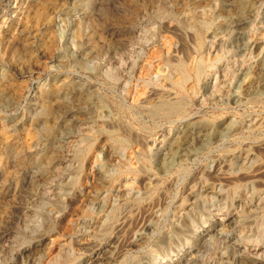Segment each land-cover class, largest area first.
I'll use <instances>...</instances> for the list:
<instances>
[{
	"label": "rangeland",
	"instance_id": "rangeland-1",
	"mask_svg": "<svg viewBox=\"0 0 264 264\" xmlns=\"http://www.w3.org/2000/svg\"><path fill=\"white\" fill-rule=\"evenodd\" d=\"M242 1L0 0V264H179L190 252L238 264L217 239L193 237L248 182L234 175L240 155L261 156L249 174L264 189V92L245 90L264 63L247 47L264 44V1L239 41ZM44 89L69 103L48 119L35 106ZM175 101L179 112H155ZM223 123L239 128L162 170L179 132ZM40 239V258L21 255Z\"/></svg>",
	"mask_w": 264,
	"mask_h": 264
},
{
	"label": "bare ground",
	"instance_id": "bare-ground-1",
	"mask_svg": "<svg viewBox=\"0 0 264 264\" xmlns=\"http://www.w3.org/2000/svg\"><path fill=\"white\" fill-rule=\"evenodd\" d=\"M55 1V0H54ZM69 1V0H68ZM196 1V0H195ZM212 1V0H211ZM264 0H243L241 3H239L238 7L235 9L238 15L234 18V29L236 34L238 35L239 41H242L244 39V31L246 30V27L250 24L252 18L256 15V7L260 2H263ZM50 2V1H49ZM209 2V1H208ZM238 2V1H237ZM240 2V1H239ZM201 3V2H200ZM203 3V2H202ZM204 3H206L204 1ZM212 3V2H211ZM214 3V2H213ZM60 4V3H59ZM208 4V3H207ZM210 4V3H209ZM220 4V3H219ZM206 5V4H205ZM215 5V3L213 4ZM182 6V4H181ZM201 6V5H200ZM204 6V5H203ZM220 6V5H219ZM236 6V5H235ZM48 7V6H47ZM217 7V6H216ZM203 8V7H202ZM200 9V8H199ZM205 9V8H204ZM217 9V8H216ZM209 10V9H208ZM46 11V10H45ZM72 11V10H71ZM200 11V10H199ZM216 11V10H214ZM40 12V11H39ZM196 12V11H195ZM205 11H203L204 13ZM212 12V11H211ZM211 12H209L211 14ZM207 13V14H209ZM188 14V13H187ZM202 14V13H200ZM205 14V13H204ZM203 14V15H204ZM219 14V13H218ZM217 14V15H218ZM36 15V14H35ZM206 15V14H205ZM38 16V15H37ZM232 16V15H231ZM207 17V16H206ZM40 18V17H39ZM210 18V17H209ZM225 18V17H224ZM223 19V18H222ZM228 19V18H227ZM231 20V18H230ZM36 21V20H35ZM78 21V20H77ZM223 21V20H222ZM228 21V20H226ZM225 21V22H226ZM39 22V21H37ZM118 22V21H117ZM40 23V22H39ZM76 23V22H75ZM230 23V22H229ZM119 24V23H118ZM224 24V22L222 23ZM226 24V23H225ZM127 25V24H125ZM232 25V26H233ZM226 26V25H225ZM182 27V26H181ZM40 28V27H39ZM141 28V27H140ZM48 30V29H47ZM216 30V29H215ZM44 32V31H43ZM227 35V34H226ZM65 37V36H64ZM227 37V36H226ZM121 38V37H120ZM220 40V39H219ZM237 41V40H236ZM252 42V41H251ZM250 42V43H251ZM247 43V42H246ZM199 44V42H198ZM27 45V44H26ZM27 47V46H26ZM242 47V46H240ZM247 47H250L254 51H260L259 56H264V44H249ZM246 47V48H247ZM244 49V47H242ZM242 48L240 50H242ZM245 48V49H246ZM249 49V48H248ZM174 51V50H173ZM249 51V50H248ZM247 52V51H246ZM253 53V52H252ZM86 54V53H85ZM84 54V55H85ZM138 55V54H137ZM157 55V54H156ZM190 55V54H189ZM154 57V56H153ZM152 57V58H153ZM235 59V58H234ZM62 60V59H61ZM264 61V60H263ZM216 63V62H215ZM23 64V63H22ZM85 64V63H84ZM188 64V63H187ZM213 64V63H212ZM103 67V66H102ZM125 67V66H124ZM180 67V66H179ZM178 67V68H179ZM198 67V66H197ZM202 67V66H201ZM245 67V66H244ZM183 69V66L180 67ZM192 68V67H191ZM195 68V67H193ZM233 68V67H232ZM185 69V68H184ZM188 69V68H187ZM259 70V74L257 77L253 78L250 81H247L245 85L246 94L249 97H254L260 94L261 92H264V63H259V67L257 68ZM108 70V69H107ZM167 71V70H166ZM130 72V71H129ZM179 72H181L179 70ZM188 72V71H187ZM190 72V71H189ZM201 68H197L194 70L195 75L200 77ZM203 72V71H202ZM138 73V72H137ZM136 73V74H137ZM165 73V72H164ZM174 73V72H173ZM141 74V73H140ZM183 74V73H182ZM11 75V74H10ZM184 75V74H183ZM20 76V75H19ZM139 76V75H138ZM195 76V77H196ZM183 77V76H182ZM185 77V75H184ZM183 77V78H184ZM191 77V76H190ZM124 78V77H123ZM188 79V78H187ZM199 79V78H197ZM8 80V79H7ZM185 79H183L184 82ZM200 81V80H199ZM181 82V81H180ZM187 82V81H186ZM132 84V83H131ZM183 84V83H182ZM240 84V83H239ZM8 85V84H7ZM226 85V84H225ZM243 85V84H242ZM135 86V85H134ZM239 87V85H238ZM8 88V87H7ZM43 89V88H42ZM92 89V88H91ZM55 90V89H53ZM21 91V90H20ZM45 89L42 91L44 92ZM57 91V90H56ZM59 91V90H58ZM148 91V90H147ZM236 91V90H235ZM60 92V91H59ZM188 92V91H187ZM65 93V92H64ZM129 93V92H128ZM70 95V94H69ZM76 95V94H75ZM68 96V95H67ZM89 95H86V97ZM91 96V95H90ZM144 96V95H143ZM81 97V96H80ZM167 98V97H166ZM68 99V98H67ZM90 99V98H89ZM88 99V100H89ZM64 101V103H68V101L65 99L63 95V99L60 98V94H56L53 91H45L40 96V101L38 104H36V108L39 110L44 116V118H52L56 110L53 107V104L56 103V101ZM87 100V98H86ZM182 100V99H181ZM67 101V102H66ZM32 102V101H31ZM169 102V101H168ZM172 104H163L162 106H159L155 109V112L159 115H169L170 113L175 114V112H179L180 106L176 103ZM180 102V101H179ZM236 102V101H235ZM62 103V102H61ZM89 103L88 101L86 104ZM91 103V102H90ZM160 103V102H159ZM234 103V102H233ZM237 103V102H236ZM69 104V103H68ZM73 107L72 103H70ZM84 104V105H86ZM62 105V104H61ZM65 105V104H63ZM80 105V104H79ZM33 106V105H32ZM59 106V105H58ZM78 106V105H77ZM61 107V106H60ZM70 107V106H68ZM76 107V106H75ZM79 107V106H78ZM92 107V106H91ZM64 108V106H63ZM74 108V107H73ZM72 108V109H73ZM35 109V108H34ZM36 109V110H37ZM58 109V108H57ZM81 109V108H79ZM83 109V108H82ZM74 110V109H73ZM75 110H77L75 108ZM152 110V109H151ZM145 111V110H144ZM69 112V111H68ZM154 112V113H155ZM73 113V111H72ZM150 113V112H149ZM153 113V114H154ZM34 116V115H33ZM87 116V115H86ZM69 120V119H68ZM73 120V119H72ZM39 121V120H38ZM54 123V122H53ZM49 124V123H48ZM214 124V123H213ZM47 125V124H46ZM79 125V124H78ZM198 125V124H197ZM220 125V124H219ZM13 126V125H12ZM23 126V125H22ZM192 126V125H191ZM201 126V125H200ZM216 126V125H215ZM42 127V126H41ZM45 127V126H44ZM67 127V126H66ZM233 129H232V128ZM264 127V126H263ZM9 128V127H7ZM213 128V127H212ZM239 127H234V125L223 123L221 126L217 127V129L208 130L207 126L202 125L200 128H186L187 130L179 132V137L174 139V141L171 142L170 148H166L167 151L164 152L163 156V162H162V170L164 172H167L170 170V168L173 165L179 164L183 165L186 162L195 160V158L200 154L201 151L205 150L209 144L213 141H223L230 138L232 135H234ZM11 129V128H10ZM15 129V128H13ZM50 129V128H49ZM82 130V129H81ZM51 131V130H50ZM58 131V129H57ZM53 132V131H52ZM56 132V131H55ZM2 135V134H1ZM0 135V137H1ZM127 135V134H126ZM128 136V135H127ZM172 138V137H171ZM5 139V138H4ZM20 139V138H19ZM39 139V138H38ZM165 139V138H164ZM5 141V140H4ZM3 141V143H4ZM8 141V140H7ZM65 141H68V138H65ZM2 142V139H1ZM17 142V141H16ZM151 142V141H150ZM42 143V142H41ZM163 143V142H162ZM11 144V143H10ZM12 145V144H11ZM57 145V144H56ZM64 145V144H63ZM30 146V145H29ZM27 146V147H29ZM44 146V144H43ZM42 147V146H41ZM58 147V146H57ZM63 147V146H62ZM36 148V147H35ZM61 148V147H60ZM65 148V147H64ZM151 148V147H150ZM31 149V148H30ZM30 149L28 150L30 152ZM42 149V148H41ZM157 149V148H156ZM6 150V149H5ZM47 150V149H46ZM157 151V150H156ZM49 152V151H48ZM258 152V151H257ZM16 153V152H15ZM54 154V153H53ZM259 156V155H258ZM258 156H254L253 153L246 152L242 156L240 155L239 158L240 164L238 167V171H234V175H243L241 177L243 180H245L246 184H240L236 185L232 191L231 194L227 193L228 197L227 199L230 200V205L225 204L224 207H220L218 209H215L213 212V215H215L216 219V227L218 230H215V228L205 231L203 235H197L195 234L193 239L196 241L200 237L204 240L205 244L206 242L210 241L211 238H215L219 241V243H222L223 245H226V249L229 250L230 256L235 257L234 261H238V264H264V189H258L259 187L256 185L258 180H261L260 174L258 176L252 177L251 174H249V170H253L256 165H258L259 160L261 158ZM264 156V155H263ZM53 157V156H52ZM59 157V156H58ZM22 162V161H21ZM59 162V161H58ZM113 162V161H112ZM224 162V161H223ZM44 164V163H43ZM225 164V163H224ZM229 164V163H228ZM219 165V164H218ZM222 165V164H221ZM227 165V164H226ZM225 165V166H226ZM260 165V164H259ZM258 165V166H259ZM6 165H4L5 167ZM224 166V165H223ZM230 166V165H229ZM228 166V167H229ZM2 167V165H1ZM221 167V166H219ZM234 167V165H233ZM262 167V166H261ZM264 167V166H263ZM10 168V167H9ZM33 168V167H32ZM43 168V167H42ZM61 168V166H60ZM136 168V167H135ZM105 169V168H104ZM221 169V168H220ZM227 169V168H226ZM229 169V168H228ZM227 169V170H228ZM259 169V168H258ZM257 169V171H258ZM264 169V168H263ZM7 170V169H6ZM24 170V169H23ZM178 170V169H177ZM202 170V169H201ZM235 170V169H234ZM262 170V168H261ZM9 171V170H7ZM47 171V170H46ZM102 171V170H101ZM97 172L100 176H106L103 172ZM215 171V170H214ZM225 171V170H224ZM255 171V170H254ZM253 171V172H254ZM256 171V174H257ZM220 172V171H219ZM222 172V171H221ZM232 172V171H231ZM217 173V172H216ZM224 174V172H222ZM227 173V172H225ZM230 173V171L228 172ZM10 174V173H9ZM130 174V173H129ZM254 174V173H253ZM264 174V172H263ZM262 174V176H263ZM6 175V174H5ZM208 175V174H207ZM213 176L214 173L212 174ZM227 175V174H226ZM17 176V175H16ZM51 176V175H50ZM219 176V175H218ZM233 176V175H232ZM231 177V175L229 176ZM228 175L225 177V180L228 181ZM27 176L25 178L28 179ZM221 178V177H220ZM233 178V177H231ZM3 179V178H2ZM102 179V178H101ZM216 179V178H215ZM239 179V178H237ZM235 178V180H237ZM241 179V180H242ZM24 180V181H25ZM104 180V179H103ZM233 180V179H232ZM234 180V182H235ZM240 180V181H241ZM7 181V180H6ZM142 181V180H141ZM217 181V180H216ZM1 182V181H0ZM29 182V181H28ZM43 182V181H42ZM225 182V181H224ZM229 182V181H228ZM231 182V180H230ZM264 182V181H263ZM262 182V183H263ZM131 183V182H130ZM215 183V182H214ZM218 183V181H217ZM221 183V181H220ZM223 183V182H222ZM261 183V182H260ZM259 183V184H260ZM1 184V183H0ZM2 184L3 181H2ZM139 184V183H138ZM219 184V183H218ZM230 184V183H228ZM227 184V185H228ZM264 184V183H263ZM7 185V184H6ZM35 185V184H34ZM42 185V184H41ZM230 186V185H229ZM234 186V185H233ZM1 187V186H0ZM41 187V186H40ZM62 187V186H61ZM223 187V186H222ZM225 187V186H224ZM223 187V188H224ZM231 187V186H230ZM2 188V187H1ZM43 188V187H42ZM47 188V187H46ZM129 188V187H128ZM147 190L150 189V186H146ZM226 188V187H225ZM229 188V187H228ZM28 189V188H27ZM1 190V189H0ZM119 190V188H118ZM123 190V189H122ZM210 190V189H209ZM221 191V190H220ZM31 192V191H30ZM145 192V191H144ZM224 192V191H223ZM222 192V193H223ZM23 193V192H22ZM34 193V192H33ZM50 193V192H49ZM209 193V191H208ZM207 193V194H208ZM226 193V192H225ZM27 194V193H26ZM58 194V193H57ZM213 194V191H212ZM20 195V194H19ZM141 195V194H140ZM24 196V195H23ZM205 196V195H204ZM210 196V195H209ZM208 196V197H209ZM104 197V196H103ZM223 197V196H221ZM52 198V197H51ZM135 198V197H134ZM137 198V197H136ZM202 198V197H201ZM218 198V197H217ZM54 199V198H53ZM102 199V198H101ZM1 200V199H0ZM3 201V200H2ZM51 201V200H50ZM227 201V200H226ZM210 202V201H209ZM31 203V202H30ZM35 203V202H34ZM190 203V202H188ZM37 204V203H36ZM184 204V203H183ZM208 205V204H207ZM32 207V205H30ZM183 206V205H182ZM187 206V204H186ZM189 206V205H188ZM195 206V205H194ZM40 207V206H39ZM159 208V207H158ZM227 209V211L223 210ZM23 211V210H22ZM218 212V213H215ZM20 213V212H19ZM175 213V212H174ZM158 214V213H157ZM45 215V214H44ZM27 216V215H26ZM24 217V216H23ZM29 217V216H28ZM100 217V216H99ZM31 218V217H30ZM34 218V216H33ZM32 218V221H33ZM179 218V217H178ZM47 219V218H46ZM27 220V219H26ZM193 220V219H192ZM215 221V220H214ZM35 222V221H34ZM205 222V221H204ZM30 223V222H29ZM47 223V222H46ZM52 225V224H51ZM238 226H241L242 231L240 232V236H237L234 232V228H238ZM47 227V226H46ZM84 227V226H83ZM209 227V226H208ZM1 229V228H0ZM234 234L231 236L230 234ZM215 233L213 236L212 234ZM152 235V234H151ZM188 237V236H187ZM152 239V238H151ZM4 240V239H3ZM212 240V239H211ZM217 242V241H216ZM2 243V242H1ZM44 241L42 239L38 240L33 248H25L21 252L22 256L28 257L35 254L37 258H40V249L44 245ZM79 243V242H78ZM82 243V242H81ZM199 243V242H198ZM197 243V244H198ZM203 243V242H202ZM210 243V242H209ZM13 244V243H12ZM205 244H203L205 246ZM7 245V244H6ZM10 245V244H9ZM45 246V245H44ZM199 246V245H198ZM207 246V245H206ZM219 246V245H218ZM87 247V246H86ZM190 247V246H189ZM201 247V246H200ZM208 247V246H207ZM211 247V245L209 246ZM208 247V248H209ZM43 248V247H42ZM71 248V247H70ZM203 248V247H202ZM44 249V248H43ZM205 249V248H204ZM208 250V249H207ZM219 250V249H218ZM217 250V251H218ZM222 250V249H221ZM43 251V250H42ZM90 251V249H89ZM220 251V250H219ZM46 252V251H45ZM205 252V251H204ZM207 252V251H206ZM209 252V251H208ZM211 252V251H210ZM227 252V251H226ZM228 252V253H229ZM217 253V252H214ZM68 254V252H67ZM195 253H189L188 257L186 258L184 263L179 264H197L199 261V257L194 255ZM207 254V253H206ZM205 254V255H206ZM210 254V253H209ZM74 255V254H73ZM159 255V254H158ZM204 255V256H205ZM55 256V254H54ZM53 256V257H54ZM65 256V255H64ZM77 256V255H76ZM220 255H218L219 257ZM100 255L98 257H95V260H98ZM206 257V256H205ZM221 257V256H220ZM232 257V258H233ZM29 258V257H28ZM32 258V257H31ZM58 258V257H57ZM65 258V257H64ZM229 258L227 255H223L221 259ZM231 258V259H232ZM17 259V258H16ZM27 259V258H26ZM60 259V258H59ZM73 259V258H72ZM92 259V260H94ZM211 259V258H210ZM32 260V259H31ZM36 260V259H35ZM49 260V259H48ZM78 260V259H77ZM94 260V261H95ZM160 260V258H159ZM209 260V259H208ZM228 260V259H227ZM23 261V260H22ZM34 261V260H33ZM79 261V260H78ZM99 261V260H98ZM220 261V260H219ZM161 262V260H160ZM178 263V260L176 261ZM174 262V263H176ZM203 262V261H202ZM223 262V261H222ZM227 262V261H226ZM21 263V262H20ZM24 263V262H23ZM47 263V262H46ZM74 263V262H73ZM230 263V262H229ZM232 263H234L232 261ZM230 263V264H232ZM19 264V263H18ZM42 264V263H41ZM58 264V263H57ZM220 264V263H219ZM227 264V263H225Z\"/></svg>",
	"mask_w": 264,
	"mask_h": 264
}]
</instances>
